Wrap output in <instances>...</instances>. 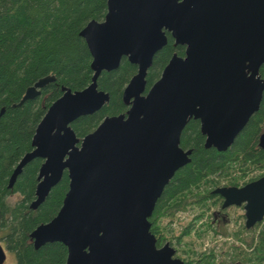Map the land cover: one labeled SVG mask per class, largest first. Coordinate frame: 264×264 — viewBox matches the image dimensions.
<instances>
[{
	"label": "water",
	"instance_id": "95a60500",
	"mask_svg": "<svg viewBox=\"0 0 264 264\" xmlns=\"http://www.w3.org/2000/svg\"><path fill=\"white\" fill-rule=\"evenodd\" d=\"M106 8L101 21L90 20L79 32L92 58L90 84L61 88L8 187L28 162L43 159L29 206L35 210L67 172L58 212L30 233L35 249L62 243L65 264H184L169 243L157 247L149 218L175 171L190 161L191 149L180 146L189 119L200 121L205 148L225 151L258 110L264 0H107ZM166 31L186 47L185 56L173 54L146 91L147 70L167 42ZM123 57L137 65L122 92L127 110L77 137L71 123L109 101L97 79L117 69ZM54 80L38 79L13 106L39 96ZM258 146L264 149V131ZM213 192L223 197V207L244 205L247 229L263 220L264 175ZM5 258L0 244V264Z\"/></svg>",
	"mask_w": 264,
	"mask_h": 264
},
{
	"label": "trees",
	"instance_id": "16d2710c",
	"mask_svg": "<svg viewBox=\"0 0 264 264\" xmlns=\"http://www.w3.org/2000/svg\"><path fill=\"white\" fill-rule=\"evenodd\" d=\"M107 0H0V231L6 249L16 258L15 264H65L67 249L60 242L46 243L35 249L30 233L40 224L52 219L68 189L69 178L64 171L60 181L35 209L37 175L43 160L34 158L8 187L10 176L22 158L33 149L35 128L47 108L63 93L62 87L80 90L91 82V54L80 30L90 20L101 21L106 13ZM176 49L172 39L153 57L146 76V90L160 76L162 68ZM179 53L182 48L178 46ZM137 66L123 57L119 67L103 71L97 85L109 94V101L98 111L80 116L71 123L77 137L93 131L106 117L124 113L127 105L122 92ZM259 73L264 79V63ZM52 75L55 80L41 89L39 96L19 102L27 87L38 79ZM264 131V91L258 110L249 118L241 132L225 151L205 148V137L198 120L190 119L180 136V146L191 149L190 161L175 171L156 201L149 218L150 231L157 247L164 241L159 220L174 216L179 210L204 209L211 197L210 190L221 185H238L250 171L264 170V149L258 146ZM264 175V171L256 177ZM19 194L13 204L8 197ZM200 212L197 217L203 215ZM239 215L238 217H242ZM264 221V219H263ZM186 224L176 236L180 240L191 227ZM211 227V223L208 224ZM260 224H256L257 229ZM244 250L243 264H264V225L256 237L252 234ZM243 241V238L241 239ZM184 259H186L184 257ZM204 258H193L191 264H207ZM186 259V264H190Z\"/></svg>",
	"mask_w": 264,
	"mask_h": 264
},
{
	"label": "rangeland",
	"instance_id": "374dc122",
	"mask_svg": "<svg viewBox=\"0 0 264 264\" xmlns=\"http://www.w3.org/2000/svg\"><path fill=\"white\" fill-rule=\"evenodd\" d=\"M264 170H253L248 175L239 180V183H243L244 180H248L251 176H258ZM19 194H13L8 197V201L13 204L19 199ZM204 211L203 215L198 214ZM214 211H219L217 206H211L208 208H186L179 210L171 218L163 217L159 220L161 227H166L163 231L164 241L162 243L169 242L175 249V254L178 257L204 258L207 264H243L245 254L244 250L249 251L248 243L260 232L264 225V221L258 222L260 226L254 229L246 228L244 226L245 218L238 217L243 213L242 207H230L222 216L218 217L220 220H211ZM191 222L190 231L186 236H182L180 240H177L176 236L181 233L183 227ZM211 223V227L208 224ZM4 231H0V244L5 248L2 235ZM243 238V241L241 240ZM187 252V253H186ZM6 258L2 264H15V255L7 249H5Z\"/></svg>",
	"mask_w": 264,
	"mask_h": 264
},
{
	"label": "flooded vegetation",
	"instance_id": "af4514ba",
	"mask_svg": "<svg viewBox=\"0 0 264 264\" xmlns=\"http://www.w3.org/2000/svg\"><path fill=\"white\" fill-rule=\"evenodd\" d=\"M166 37H167V42L166 43H168V40H169V38H171L172 39V46L176 49L175 51H173L172 52V55L173 54H177L178 56H180V57H184L185 56V46L184 45H180V44H175L174 43V39L172 38V36H171V33L170 32H168V31H166ZM166 45V44H165ZM178 46H180L181 48H182V52L181 53H179V50H178ZM158 52V51H157ZM156 52V53H157ZM155 53V54H156ZM154 54V55H155ZM171 55V56H172ZM154 57V56H153ZM171 58V57H170ZM169 58V59H170ZM169 61V60H168ZM168 61H167V63H168ZM166 63V64H167ZM165 64V65H166ZM137 66V65H136ZM165 67V66H164ZM163 67V68H164ZM150 68V67H149ZM163 68H162V70H163ZM149 70V69H148ZM148 70H147V72H148ZM162 70H161V73H162ZM161 73H160V75H161ZM146 76H147V74H146ZM160 77V76H159ZM158 77V78H159ZM157 78V79H158ZM156 79V80H157ZM155 80V81H156ZM154 81V82H155ZM147 91V90H146ZM128 107V106H127ZM191 119H194V118H191ZM190 120V119H189ZM188 120V121H189ZM195 120H198V119H195ZM199 121V120H198ZM199 124H200V121H199ZM43 160V159H42ZM39 171V170H38ZM260 177V176H259ZM254 180V179H253ZM38 182V181H37ZM247 182H249V181H247ZM246 182V183H247ZM8 183H9V181H8ZM246 183H244V184H246ZM243 183H239L238 185H221V186H237V187H239V186H242V185H244ZM217 187H220V186H217ZM217 187H214V188H212L211 190H210V194H211V197L208 199V201H207V205L205 206V208H208L209 209V207H211V206H217V208H219V211H214L213 213H211L212 214V218H211V220H212V222L213 221H216V220H220V219H218V217H220V218H222L223 216V214L230 208V207H242V209H243V213H241L240 215H243L242 217H244L245 218V210H244V205L243 204H241V205H239V206H236V205H230V206H226V207H223V197L222 196H220L219 194H217V193H214L213 192V190L215 189V188H217ZM11 188V187H10ZM246 219V218H245ZM264 219V218H263ZM244 226H245V222H244ZM32 242V241H31ZM166 243H169V242H166ZM163 244H165V243H162L161 244V246L163 245ZM170 244V243H169ZM2 246V245H1ZM3 247V246H2ZM160 247V246H159ZM4 248V247H3ZM6 249V247L4 248V250ZM8 251V250H7ZM187 253V252H186ZM174 257H177V258H180L181 260H183L184 261V264H186V259L187 260H189L187 257H185L186 259H184V256L183 257H178V256H176V254L174 255Z\"/></svg>",
	"mask_w": 264,
	"mask_h": 264
}]
</instances>
